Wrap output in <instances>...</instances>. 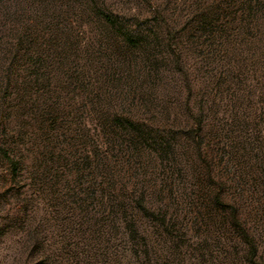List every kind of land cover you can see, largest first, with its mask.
I'll return each instance as SVG.
<instances>
[{
    "label": "rangeland",
    "instance_id": "obj_1",
    "mask_svg": "<svg viewBox=\"0 0 264 264\" xmlns=\"http://www.w3.org/2000/svg\"><path fill=\"white\" fill-rule=\"evenodd\" d=\"M99 1L0 0V264H264V0Z\"/></svg>",
    "mask_w": 264,
    "mask_h": 264
},
{
    "label": "trees",
    "instance_id": "obj_2",
    "mask_svg": "<svg viewBox=\"0 0 264 264\" xmlns=\"http://www.w3.org/2000/svg\"><path fill=\"white\" fill-rule=\"evenodd\" d=\"M69 1L74 2L75 4H77V6L79 7L78 11L82 14H80L81 16H83V14H88V13H92L95 14L98 18L99 21L104 20L105 22H107L109 24V26L111 27V29L118 35L124 36V39L131 44H135L137 42L140 41L141 37L139 36L138 33H136L134 30L125 28L123 25H121L120 23V16L115 14L112 10L108 9V8H104L101 4V2L99 0H68ZM89 6H91V8H89ZM88 8V9H87ZM93 11V12H91ZM85 18V17H84ZM85 25L87 26V24L85 23ZM85 25H79L80 27L78 28V33L80 34L81 29L83 27H85ZM88 39H86L87 41ZM84 42L83 45L85 47V45H87V42ZM91 56V55H89ZM92 59H86L85 61V75L89 76L90 78H94L97 82L100 81V86L99 88L101 89V86H104L105 82L102 81L103 78H105V80L109 79V81L107 82H112L113 81V75L109 76L108 74L104 73V74H96L97 72L99 73V70L101 71L103 68V65L97 63V62H93ZM111 77V78H110ZM102 82V83H101ZM97 84V83H96ZM92 94V93H91ZM99 95V92H95L93 97H97ZM116 122L120 123L122 125L123 128H130L134 126V123L129 120L128 118L124 117V118H115L114 119ZM109 147L105 146L104 148H102V152L104 153V155H106L108 153ZM157 151V150H156ZM139 206L141 207L142 210L145 209L144 205L142 202L139 203ZM166 220V215L164 216V221Z\"/></svg>",
    "mask_w": 264,
    "mask_h": 264
}]
</instances>
